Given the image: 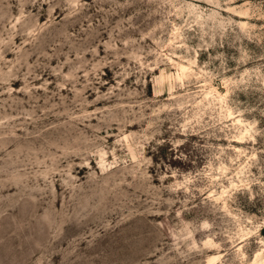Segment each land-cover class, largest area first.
I'll list each match as a JSON object with an SVG mask.
<instances>
[{
  "label": "rangeland",
  "instance_id": "rangeland-1",
  "mask_svg": "<svg viewBox=\"0 0 264 264\" xmlns=\"http://www.w3.org/2000/svg\"><path fill=\"white\" fill-rule=\"evenodd\" d=\"M258 254L264 0H0V264Z\"/></svg>",
  "mask_w": 264,
  "mask_h": 264
},
{
  "label": "bare ground",
  "instance_id": "bare-ground-1",
  "mask_svg": "<svg viewBox=\"0 0 264 264\" xmlns=\"http://www.w3.org/2000/svg\"><path fill=\"white\" fill-rule=\"evenodd\" d=\"M180 69H181V71L183 72V73H185L186 71H187V67H185V66H183V65H181L180 66ZM256 258H257V263H255V264H264V256H260V254H258L257 256H256ZM258 259H261L262 261L260 262V263H258Z\"/></svg>",
  "mask_w": 264,
  "mask_h": 264
}]
</instances>
